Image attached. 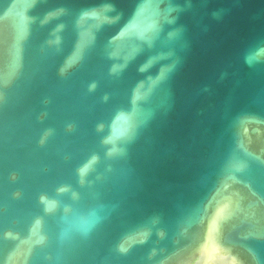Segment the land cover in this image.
Instances as JSON below:
<instances>
[{"label": "water", "instance_id": "95a60500", "mask_svg": "<svg viewBox=\"0 0 264 264\" xmlns=\"http://www.w3.org/2000/svg\"><path fill=\"white\" fill-rule=\"evenodd\" d=\"M0 264H264V0H0Z\"/></svg>", "mask_w": 264, "mask_h": 264}]
</instances>
